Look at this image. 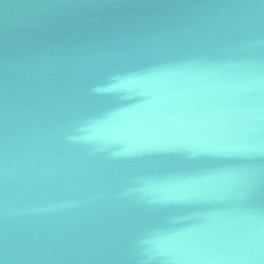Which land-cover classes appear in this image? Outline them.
<instances>
[{
  "label": "water",
  "instance_id": "obj_1",
  "mask_svg": "<svg viewBox=\"0 0 264 264\" xmlns=\"http://www.w3.org/2000/svg\"><path fill=\"white\" fill-rule=\"evenodd\" d=\"M0 264H264V0H0Z\"/></svg>",
  "mask_w": 264,
  "mask_h": 264
}]
</instances>
